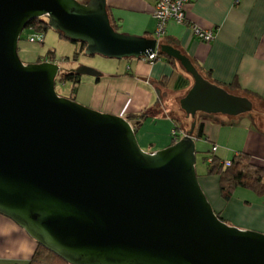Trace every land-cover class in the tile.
Segmentation results:
<instances>
[{"label": "water", "instance_id": "1", "mask_svg": "<svg viewBox=\"0 0 264 264\" xmlns=\"http://www.w3.org/2000/svg\"><path fill=\"white\" fill-rule=\"evenodd\" d=\"M39 19L85 45L86 58L178 61L194 81L180 101L187 118L253 110L161 38L120 33L107 0H0V215L67 264H264V233L223 221L202 188L197 122L174 145L144 151L127 117L57 93L67 74L102 72L80 57L21 60L22 34Z\"/></svg>", "mask_w": 264, "mask_h": 264}, {"label": "crops", "instance_id": "2", "mask_svg": "<svg viewBox=\"0 0 264 264\" xmlns=\"http://www.w3.org/2000/svg\"><path fill=\"white\" fill-rule=\"evenodd\" d=\"M157 1L107 0L112 24L120 33L156 38ZM185 14V24H168L161 43L182 51L213 83L228 89L234 87L230 92L248 98L253 104L252 111L258 112L251 119H246L247 114L244 117L200 114L198 118L205 123L202 140L216 146V155L226 164L241 151L264 169V0H190ZM193 26L213 31L215 39L211 43L201 41L193 34ZM77 47L81 50L80 45ZM123 62L125 67L119 65L102 72L97 80L84 77L79 88L75 92L71 88L72 93L66 97L115 116L165 117L170 124L162 142L150 141L148 153L171 146L178 140L173 131L181 118L185 119L183 126L191 127L192 120L189 122L183 116L180 101L194 85L193 78L178 61L167 56L154 62L148 59ZM137 127L136 134L141 131ZM200 183L208 198H220L215 211L227 223L264 233V194L239 190L230 202H225L217 177L200 175ZM37 246L17 224L0 215V264H30Z\"/></svg>", "mask_w": 264, "mask_h": 264}, {"label": "trees", "instance_id": "3", "mask_svg": "<svg viewBox=\"0 0 264 264\" xmlns=\"http://www.w3.org/2000/svg\"><path fill=\"white\" fill-rule=\"evenodd\" d=\"M49 29L50 28L45 19L34 20L26 28L28 32L27 39L34 36H39V37L41 36L43 37V39H45L46 33L48 32ZM59 36L63 38L61 34H59ZM20 41H25V36L23 38L21 37ZM77 45L81 46V50L79 53L73 56V59H70L72 61L74 60L76 61L78 60L79 57L84 55L85 45L83 44H77ZM161 56H165V55H160L151 62L159 60ZM45 61L57 62V63L61 62V61L59 62L57 61L54 53H50L46 57ZM37 63H42V62L39 60ZM66 82H70L72 84V90L73 92H75L79 88L78 86L80 83V78L74 74H67L65 77H62L60 80L57 81V83H66ZM224 88L229 92L231 89H235L234 87H231L229 89L226 87ZM198 115L200 116V114ZM127 118L136 126L135 129L137 131L138 127L136 123L139 122L140 123L139 126H140L142 121L145 118H147V115L133 114L128 116ZM186 119H188L189 122H190L189 119L192 120V122H190V125H192L194 121L197 122V127L194 134L197 141L204 139L205 123L201 122L198 116L195 120H193L192 118H187V116ZM182 123L183 122L179 120L175 124L176 128H174V130L176 133L175 135L173 134V136L177 139H180L182 135H185L189 132L188 128L183 126ZM175 142L176 140L173 141L172 145H174ZM214 147L216 146H213L212 150L208 154H206L207 156H205L204 158L209 165L208 173L206 174V177H217L219 179L220 194L225 202H230L236 196L239 190L251 191L258 195L264 194V169L260 167L258 164H256L252 160V157L249 154L240 151L232 158V160L228 165L220 157L216 155L217 147H216V151L213 150ZM219 217L223 221L227 222L226 219L221 216V214H219ZM30 264H67V263L63 261L61 258H59L57 255L52 253L51 251L39 245L35 250V253L31 259Z\"/></svg>", "mask_w": 264, "mask_h": 264}, {"label": "rangeland", "instance_id": "4", "mask_svg": "<svg viewBox=\"0 0 264 264\" xmlns=\"http://www.w3.org/2000/svg\"><path fill=\"white\" fill-rule=\"evenodd\" d=\"M27 34H28L27 30H25L24 33L22 34V38L25 36V41H20V46H19L20 48L19 55H20L21 60L25 64L37 63L39 60L41 62H46L45 59L50 53L55 54V58L57 59L58 62L64 61V60L67 61L68 59L69 60L73 59V56L80 52V48L77 47V44L71 43L70 41L64 38H61L59 34L53 31L52 29L48 30L43 42L30 43L29 39H27ZM80 63L86 64L89 67H93L97 71H100V72L110 71L112 70V68H115V66H119V65L120 67H125V62L123 61L105 59L99 56L92 57V58H86L84 56H81ZM65 67H68V66L65 65ZM83 81H86V80H83ZM71 88H72V84L70 82L57 83V86H56L57 93L62 97H66L68 93H72ZM246 114L249 115L248 118L246 119H249V118L251 119V117L255 115L258 116V112L256 109L252 111L250 114L248 113ZM246 114L242 116L243 117L247 116ZM185 115L186 113L183 114V116ZM201 115L205 116V114H201ZM148 116L149 117L145 118L142 121L140 128L138 129L141 131L137 133L139 144L142 147V149L146 152H149L150 150L148 146V143L150 141L157 142L159 144L162 142V138L165 135L164 131L165 129L168 128L167 125L170 124V122L165 117L155 118L150 115ZM180 120L182 122H185V119L183 118H181ZM174 127L176 128V125ZM190 129L191 127L188 128V131H190ZM239 139H240V135L238 137V140ZM196 146H197V165H196L197 173L198 175H201V176L203 174L206 175L208 173L209 165L204 158L205 156H207L206 154H208L212 150V143L205 141V140H200V141H197ZM208 200L210 201L214 209H215V206H218L221 203L219 197H217L216 199H212V200L208 198ZM228 224L232 225L231 223H228ZM232 226H235V225H232Z\"/></svg>", "mask_w": 264, "mask_h": 264}, {"label": "built area", "instance_id": "5", "mask_svg": "<svg viewBox=\"0 0 264 264\" xmlns=\"http://www.w3.org/2000/svg\"><path fill=\"white\" fill-rule=\"evenodd\" d=\"M190 0H158L154 17L158 21V30H157V37L161 38L165 30L170 22H175L178 25H183L186 23V14L185 9L186 6L189 4ZM193 34L198 37L201 41L205 43H211L214 38V32L203 30L198 27L192 28ZM43 37L34 36L29 38L30 43H36V42H43ZM157 55H152L148 59L149 61L155 60ZM175 131H173V134L175 135ZM216 151V147L213 149ZM229 165V163H227Z\"/></svg>", "mask_w": 264, "mask_h": 264}, {"label": "flooded vegetation", "instance_id": "6", "mask_svg": "<svg viewBox=\"0 0 264 264\" xmlns=\"http://www.w3.org/2000/svg\"><path fill=\"white\" fill-rule=\"evenodd\" d=\"M68 62H69V61H67V63H66V64H69ZM68 67H70V66H68Z\"/></svg>", "mask_w": 264, "mask_h": 264}]
</instances>
